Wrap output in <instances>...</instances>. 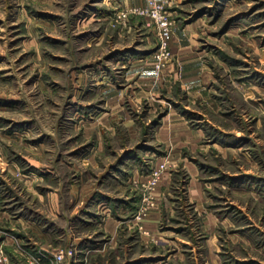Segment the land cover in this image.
<instances>
[{
    "label": "rangeland",
    "instance_id": "1",
    "mask_svg": "<svg viewBox=\"0 0 264 264\" xmlns=\"http://www.w3.org/2000/svg\"><path fill=\"white\" fill-rule=\"evenodd\" d=\"M158 1L160 67L150 0H0V264H264V0Z\"/></svg>",
    "mask_w": 264,
    "mask_h": 264
},
{
    "label": "built area",
    "instance_id": "2",
    "mask_svg": "<svg viewBox=\"0 0 264 264\" xmlns=\"http://www.w3.org/2000/svg\"><path fill=\"white\" fill-rule=\"evenodd\" d=\"M134 11L145 14L155 23L158 28L160 36V47L156 51V58L158 60L157 66L160 67L163 60L170 57L169 40L172 35L173 21L164 8V5L158 0H150L148 7ZM158 172L155 173L154 183L157 181Z\"/></svg>",
    "mask_w": 264,
    "mask_h": 264
},
{
    "label": "crops",
    "instance_id": "3",
    "mask_svg": "<svg viewBox=\"0 0 264 264\" xmlns=\"http://www.w3.org/2000/svg\"><path fill=\"white\" fill-rule=\"evenodd\" d=\"M190 188H191V187H190ZM197 189H198V187H197ZM200 192H201V193L198 195L199 198H198V197H193V196H192V199L198 200V199L203 198V191H202L201 189H200ZM189 193H190V195L192 194L190 190H189ZM203 199H204V198H203ZM156 217H157V215L154 216L153 219L146 220L147 223L144 221V222H145V226L148 225V222H150L151 224L149 223V227L151 228V225L154 224L153 222L158 221V218H156ZM213 217L216 218L215 221H213V222H217V220H218L217 216H214V214H213ZM212 220H213V218H212ZM110 221H111V220H110ZM215 224H216V223H215ZM155 225H156V223H155ZM116 226H117V224H116ZM147 227H148V226H147ZM150 228H149V229H150Z\"/></svg>",
    "mask_w": 264,
    "mask_h": 264
}]
</instances>
